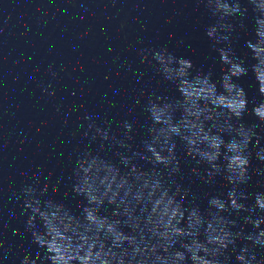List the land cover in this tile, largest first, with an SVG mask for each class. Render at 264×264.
Here are the masks:
<instances>
[{
  "label": "clouds",
  "instance_id": "1",
  "mask_svg": "<svg viewBox=\"0 0 264 264\" xmlns=\"http://www.w3.org/2000/svg\"><path fill=\"white\" fill-rule=\"evenodd\" d=\"M198 2L216 18L205 34L224 65L219 86L211 73L193 74L190 59L177 57L166 47L150 50L160 75L176 86L179 97L147 95L143 111L148 126L142 151L132 150L128 143L131 121L122 122L121 139L110 128L98 126L91 116L84 117L89 121L85 136L112 142L118 149L114 155L119 164L128 170L122 172L99 153H79L72 171V191L85 201L79 216L63 203L42 199L48 194V185H25L21 195L26 230L45 251L43 258L39 253L35 259L25 255L20 264H233L227 255L230 248L236 253L235 264H264L255 252L257 247L264 248V192L252 194L254 202L247 204L249 194L240 188L251 179L250 145L256 148V158L264 162V146L256 140L257 125L240 122L249 101L237 81L248 74L249 67L232 47L237 29L233 19L239 18V27H243L248 8L240 0ZM247 3L255 13V38L245 41V46L255 61L250 67L258 92L264 96V0ZM146 61L148 54L142 52L141 62ZM252 115L264 124V101L252 108ZM177 138L188 157L206 165L204 174L193 168L194 175L205 184L222 175L231 185L226 198H208L205 212L186 203L187 190L174 180L181 173ZM136 159L147 161L151 169L139 168L133 162ZM57 191L58 184L52 187V192ZM9 199L17 200V193ZM106 204L113 207L110 216L101 214ZM242 213H246L243 220L251 231L246 232L232 218ZM241 239L246 243L237 249Z\"/></svg>",
  "mask_w": 264,
  "mask_h": 264
},
{
  "label": "water",
  "instance_id": "2",
  "mask_svg": "<svg viewBox=\"0 0 264 264\" xmlns=\"http://www.w3.org/2000/svg\"><path fill=\"white\" fill-rule=\"evenodd\" d=\"M240 3L248 8V13L243 27H239V18L233 19L237 29L233 33L232 47L249 67L248 74L237 81L245 89L249 101L248 110L240 122L246 126L256 124V140L260 146H264V124L252 115V108L264 101V96L258 92V84L250 67L255 61L245 46V41L255 38V13L247 0H240ZM215 19L206 5L198 0H74L76 86L82 152L99 153L120 166L122 172L127 171L114 155L118 149L113 147L112 142L93 141L91 134L85 136L89 121L84 117L91 116L98 126L110 128L112 134L121 139L124 138L122 122L131 121L133 131L128 143L132 150L142 151L148 126V116L143 111L147 95L156 93L179 97L176 86L160 75L150 50L166 47L177 57L190 59L193 74L198 71L211 73L212 80L219 86L224 65L205 34L206 27ZM142 52L148 54V61L143 63ZM176 115L179 118L180 113ZM227 139L229 137L225 136ZM249 147L251 179L240 188L249 194L246 203L252 204V194L264 192V162L256 158V148L253 145ZM177 155L181 161V173L174 180L187 190V204L196 205L205 212L210 196L226 198L231 185L222 175H217L212 184H205L194 175L193 168H199L204 174L206 165H198L188 157L178 138ZM133 162L145 171L152 167L142 159ZM112 210L113 207L106 204L101 214L110 216ZM244 215L246 213L232 218L248 232L252 227L244 223ZM244 243L246 241L242 239L237 240V249ZM255 252L257 259H264V248L257 247ZM227 255L235 264L236 253L231 248Z\"/></svg>",
  "mask_w": 264,
  "mask_h": 264
}]
</instances>
